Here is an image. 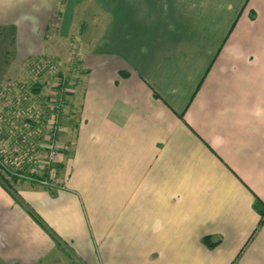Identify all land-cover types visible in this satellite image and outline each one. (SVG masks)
Returning <instances> with one entry per match:
<instances>
[{"label": "crops", "instance_id": "crops-1", "mask_svg": "<svg viewBox=\"0 0 264 264\" xmlns=\"http://www.w3.org/2000/svg\"><path fill=\"white\" fill-rule=\"evenodd\" d=\"M0 38V81L82 66L63 185L0 181V264L233 263L264 202V0H0ZM234 264H264V223Z\"/></svg>", "mask_w": 264, "mask_h": 264}, {"label": "rangeland", "instance_id": "rangeland-1", "mask_svg": "<svg viewBox=\"0 0 264 264\" xmlns=\"http://www.w3.org/2000/svg\"><path fill=\"white\" fill-rule=\"evenodd\" d=\"M2 42L0 38V43ZM48 51L50 52V49ZM27 67L30 74L28 73L27 76L25 74L26 77L20 75L14 76L15 78L11 80L0 81V166L3 167L1 162L7 165V168L3 167L6 172L10 176L16 175L18 179L20 177V180L25 179V175L34 177V173H30L34 167L45 163L47 166L50 146L58 147L57 157L55 162H52L54 167L58 159L66 154L68 143L63 140L62 133L66 126V116L68 115L71 120L73 117L68 106V96L75 91L78 76L82 70L77 58L72 59L69 66L63 67L60 60L53 56L32 57ZM56 98L60 104L58 114L60 128L54 132L52 131L54 121L50 117L54 114L52 108H55L53 104ZM24 114L30 119L28 127H23L21 123ZM8 127L11 128L9 133ZM2 130L7 135L3 136ZM35 142H40L41 148L38 151L34 150V153L30 155L29 167L20 164V161H18L19 164L9 161L15 157L20 158L21 155L25 157L27 153L18 149L24 148L22 144ZM45 152L44 163L41 161V155ZM45 168L48 170L47 167Z\"/></svg>", "mask_w": 264, "mask_h": 264}, {"label": "trees", "instance_id": "trees-1", "mask_svg": "<svg viewBox=\"0 0 264 264\" xmlns=\"http://www.w3.org/2000/svg\"><path fill=\"white\" fill-rule=\"evenodd\" d=\"M123 76H127L128 73L123 72L122 73ZM157 95V94H155ZM4 167V166H3ZM2 166H0V181L4 184L5 187L11 189L12 191H14L17 194V190L15 188V184L18 181V177L16 175H12L10 176L6 170L3 168ZM7 168V167H6ZM4 171V172H3ZM254 207L256 208V210L260 213L261 218L260 221L258 223V226L256 228V230L253 232L250 240L245 244V246L242 248V250L239 252V254L237 255V257L235 258V260L233 261L232 264H234L238 258L242 255L243 251L245 250L247 244H249V242L253 239V237L255 236V234L258 232V230L262 227L263 223H264V202L260 199H256L255 203H254ZM202 242L209 248H214L216 247L218 244H220L221 242V238H213L212 236H204L202 239Z\"/></svg>", "mask_w": 264, "mask_h": 264}, {"label": "built area", "instance_id": "built-area-1", "mask_svg": "<svg viewBox=\"0 0 264 264\" xmlns=\"http://www.w3.org/2000/svg\"><path fill=\"white\" fill-rule=\"evenodd\" d=\"M53 105H55V108H52L54 114L50 117V119L52 121H54L53 126H52V131L56 132L60 128L59 120H58L60 104H59V101H58L57 98L55 99ZM48 109H49V107H48ZM57 154H58V147L56 145L50 146V148H49V162H47V166H46L47 169L50 172V176L48 178H35V177H31L30 175H25L24 178H29L31 180H36V181L40 182L42 185H45V186H53L55 184L63 185L62 182H60L55 177L56 169L54 167V163H52V162H55ZM1 165L7 167V165H5L2 162H1Z\"/></svg>", "mask_w": 264, "mask_h": 264}, {"label": "bare ground", "instance_id": "bare-ground-1", "mask_svg": "<svg viewBox=\"0 0 264 264\" xmlns=\"http://www.w3.org/2000/svg\"><path fill=\"white\" fill-rule=\"evenodd\" d=\"M34 177H36V176L34 175Z\"/></svg>", "mask_w": 264, "mask_h": 264}]
</instances>
